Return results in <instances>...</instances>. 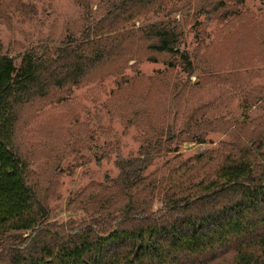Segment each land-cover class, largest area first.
I'll list each match as a JSON object with an SVG mask.
<instances>
[{
  "label": "rangeland",
  "instance_id": "1",
  "mask_svg": "<svg viewBox=\"0 0 264 264\" xmlns=\"http://www.w3.org/2000/svg\"><path fill=\"white\" fill-rule=\"evenodd\" d=\"M208 1L0 0V54L17 65L27 51L50 54L69 37L157 21H176L193 64L188 73L171 68L168 55L154 62L141 52L60 102L20 108L15 148L48 223L84 221L83 203L119 176L118 161L152 148L144 177L162 191L182 176L215 181L228 161L264 167V0H219L227 13L197 15ZM210 264H235V254Z\"/></svg>",
  "mask_w": 264,
  "mask_h": 264
},
{
  "label": "trees",
  "instance_id": "2",
  "mask_svg": "<svg viewBox=\"0 0 264 264\" xmlns=\"http://www.w3.org/2000/svg\"><path fill=\"white\" fill-rule=\"evenodd\" d=\"M226 7L219 0L200 2L196 13L219 18ZM177 27L157 21L69 37L50 54L27 51L19 65L0 54V264H210L233 254L235 264H264V167L228 161L215 181L189 184L192 178L182 176L162 191L144 177L152 148L144 158L118 161L119 176L83 203L84 221L56 225L47 222L49 211L16 152L20 108L33 100L60 102L141 52L154 62L168 55L171 68L191 73Z\"/></svg>",
  "mask_w": 264,
  "mask_h": 264
}]
</instances>
